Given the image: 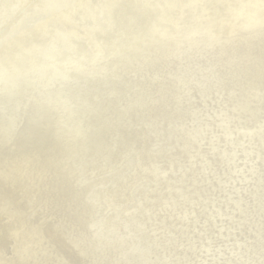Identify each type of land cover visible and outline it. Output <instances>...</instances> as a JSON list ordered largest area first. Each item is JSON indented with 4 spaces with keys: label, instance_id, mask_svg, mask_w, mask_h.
Returning a JSON list of instances; mask_svg holds the SVG:
<instances>
[{
    "label": "clouds",
    "instance_id": "9594fccd",
    "mask_svg": "<svg viewBox=\"0 0 264 264\" xmlns=\"http://www.w3.org/2000/svg\"><path fill=\"white\" fill-rule=\"evenodd\" d=\"M0 264H264V0H0Z\"/></svg>",
    "mask_w": 264,
    "mask_h": 264
}]
</instances>
